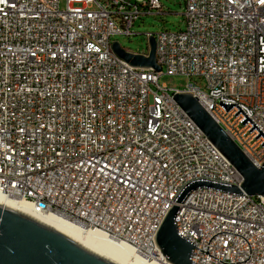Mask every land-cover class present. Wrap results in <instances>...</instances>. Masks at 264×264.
<instances>
[{
    "label": "built area",
    "instance_id": "obj_1",
    "mask_svg": "<svg viewBox=\"0 0 264 264\" xmlns=\"http://www.w3.org/2000/svg\"><path fill=\"white\" fill-rule=\"evenodd\" d=\"M184 2V30L145 33L157 72L119 58L112 37L135 35L143 15L163 12L160 0H0V192L160 261L156 233L187 183H243L176 93L196 97L262 167L264 137L220 101L264 132V5ZM164 74L206 89L169 88ZM175 222L197 247L192 264H264L263 197L200 187Z\"/></svg>",
    "mask_w": 264,
    "mask_h": 264
},
{
    "label": "water",
    "instance_id": "obj_2",
    "mask_svg": "<svg viewBox=\"0 0 264 264\" xmlns=\"http://www.w3.org/2000/svg\"><path fill=\"white\" fill-rule=\"evenodd\" d=\"M112 49L119 58L132 66L153 68L157 72H161L162 70V67L157 63L156 40L154 37L149 39V54L147 56L134 54L125 50L118 41L112 43ZM173 98L203 131L211 143L243 176L241 187L209 179L193 180L183 187L173 201V207L168 210L156 233L157 246L163 257L170 264H192V252L193 248L196 246L179 233L175 222V215L186 196L192 190L206 187L236 195L248 194L264 198V163L262 167H256L237 143L210 116L206 109L199 103L198 99L192 94L176 93ZM220 104L226 111L230 110L235 105L239 109L235 115L237 116L242 112L245 116L241 122L244 125L249 121L252 123L253 127H251L249 131L251 132L255 128L259 131V134L255 138L257 139L261 135L264 137V132L238 103L220 101ZM263 145L264 142L262 143V146ZM206 253H208V246ZM0 264L115 263L89 251L68 236L39 222L33 217L0 204Z\"/></svg>",
    "mask_w": 264,
    "mask_h": 264
},
{
    "label": "bare ground",
    "instance_id": "obj_3",
    "mask_svg": "<svg viewBox=\"0 0 264 264\" xmlns=\"http://www.w3.org/2000/svg\"><path fill=\"white\" fill-rule=\"evenodd\" d=\"M0 204L24 213L39 222L63 233L89 251L115 264H170L166 259L147 261L138 257L131 248L115 244L97 231H84L78 225L60 216L36 210L34 206L21 199L9 197L0 192Z\"/></svg>",
    "mask_w": 264,
    "mask_h": 264
},
{
    "label": "rangeland",
    "instance_id": "obj_4",
    "mask_svg": "<svg viewBox=\"0 0 264 264\" xmlns=\"http://www.w3.org/2000/svg\"><path fill=\"white\" fill-rule=\"evenodd\" d=\"M163 6V12L154 14H145L136 21L132 27L135 35H116L112 37L113 41H118L122 48L132 53H143L148 51V39L145 33H159L162 31L176 32L185 29V2L184 0H160ZM190 82L197 86L205 88V82L200 77L189 78L184 75L164 74L159 78L161 85L169 88L184 89Z\"/></svg>",
    "mask_w": 264,
    "mask_h": 264
},
{
    "label": "snow or ice",
    "instance_id": "obj_5",
    "mask_svg": "<svg viewBox=\"0 0 264 264\" xmlns=\"http://www.w3.org/2000/svg\"><path fill=\"white\" fill-rule=\"evenodd\" d=\"M230 2H232V0H230ZM260 4L264 5V0H260Z\"/></svg>",
    "mask_w": 264,
    "mask_h": 264
}]
</instances>
